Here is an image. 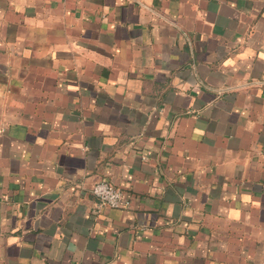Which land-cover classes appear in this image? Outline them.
<instances>
[{
    "label": "crops",
    "instance_id": "1",
    "mask_svg": "<svg viewBox=\"0 0 264 264\" xmlns=\"http://www.w3.org/2000/svg\"><path fill=\"white\" fill-rule=\"evenodd\" d=\"M0 264H264V0H0Z\"/></svg>",
    "mask_w": 264,
    "mask_h": 264
},
{
    "label": "built area",
    "instance_id": "2",
    "mask_svg": "<svg viewBox=\"0 0 264 264\" xmlns=\"http://www.w3.org/2000/svg\"><path fill=\"white\" fill-rule=\"evenodd\" d=\"M92 194L99 206L125 209L130 205V200L118 188L106 181L95 183L92 187Z\"/></svg>",
    "mask_w": 264,
    "mask_h": 264
}]
</instances>
